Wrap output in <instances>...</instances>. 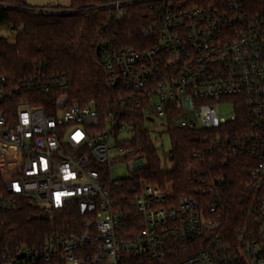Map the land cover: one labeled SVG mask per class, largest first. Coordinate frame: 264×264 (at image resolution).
Returning a JSON list of instances; mask_svg holds the SVG:
<instances>
[{"label": "built area", "instance_id": "2783aa9c", "mask_svg": "<svg viewBox=\"0 0 264 264\" xmlns=\"http://www.w3.org/2000/svg\"><path fill=\"white\" fill-rule=\"evenodd\" d=\"M27 8L101 15L94 54L113 98L105 110L93 100L71 101L67 76L42 60L17 85L0 73V169L7 191L0 212L16 210L24 197L43 213L74 208L81 219L39 246L0 248V264H264V0H95ZM136 10L144 16L137 46H120L119 26ZM39 94L54 96L42 101ZM222 104L234 110L229 119L218 110ZM240 109L246 126L230 132L227 124ZM131 110L142 113L148 132L150 126L203 132L210 168L197 171L195 196L177 198L171 185L144 182L136 192L117 193L110 141L124 146L121 133L135 139ZM239 155L249 156L251 166L238 198L242 220L229 236L223 228L232 208L224 195L228 177L218 172ZM128 166L133 174L145 161Z\"/></svg>", "mask_w": 264, "mask_h": 264}, {"label": "trees", "instance_id": "16d2710c", "mask_svg": "<svg viewBox=\"0 0 264 264\" xmlns=\"http://www.w3.org/2000/svg\"><path fill=\"white\" fill-rule=\"evenodd\" d=\"M94 1L71 0L70 6L81 7ZM256 1L249 0L250 4ZM143 17L136 10L132 18L121 22L120 46H137L135 41L141 37ZM100 21L99 13L36 12L28 9L23 0H0V31L9 30L8 35L0 33V73L9 83L17 85L32 73L36 62L46 61L52 71L67 76L71 101L86 105L93 100L100 110H105L112 101L113 92L106 85L104 70L94 54L95 36L100 29ZM53 96L54 94H39L42 101L52 99ZM38 103L43 104L41 101ZM129 113L134 116L136 133L132 141L131 156L143 159L145 166L130 177L120 179L117 193L124 195L136 192L144 182L162 188L171 185L177 198L195 196L196 190L201 186L197 171L210 168V154L203 132L168 128L171 141L168 160L172 164L169 170L162 163L150 132L142 128V113L138 110H131ZM245 119L244 111L240 109L237 119L227 124L228 131L243 130L246 126L243 123ZM195 152L202 153L195 156ZM248 160L250 157L247 155L236 156L227 166L221 164L224 171L218 172L228 177L224 195L230 199L232 208L224 218L223 228L229 236L242 220L238 198L247 178L248 167L251 166L247 164ZM6 193L0 169V196ZM42 215V209L24 197L19 198L16 210L0 212V248L13 251L21 246H39L47 235L69 232L74 225L81 223L74 208L53 212L49 220L43 219Z\"/></svg>", "mask_w": 264, "mask_h": 264}, {"label": "rangeland", "instance_id": "374dc122", "mask_svg": "<svg viewBox=\"0 0 264 264\" xmlns=\"http://www.w3.org/2000/svg\"><path fill=\"white\" fill-rule=\"evenodd\" d=\"M23 2L26 4V7L29 8H41L49 5H61L64 7H68L70 6L71 0H23ZM0 33L3 35H8L9 30L2 29ZM218 110L220 114L226 119H229L231 116L234 115V110L231 105L222 104L218 106ZM154 124L157 125V121ZM149 132L151 135V139L155 143L158 155L161 158L162 163L165 165L166 169L170 170L172 168V164L168 160V153L171 150V141L168 131H159L153 126H150ZM119 141H125L126 144L124 146H117V141L115 138H112L110 141V145L112 147L111 176L113 179L116 180L130 177L132 175V172L128 165L135 161V158L131 156V135L127 133H121Z\"/></svg>", "mask_w": 264, "mask_h": 264}, {"label": "water", "instance_id": "95a60500", "mask_svg": "<svg viewBox=\"0 0 264 264\" xmlns=\"http://www.w3.org/2000/svg\"><path fill=\"white\" fill-rule=\"evenodd\" d=\"M42 218L46 219V220H49V218H50L49 213L48 212L43 213Z\"/></svg>", "mask_w": 264, "mask_h": 264}]
</instances>
